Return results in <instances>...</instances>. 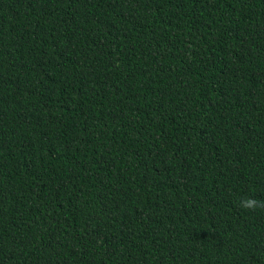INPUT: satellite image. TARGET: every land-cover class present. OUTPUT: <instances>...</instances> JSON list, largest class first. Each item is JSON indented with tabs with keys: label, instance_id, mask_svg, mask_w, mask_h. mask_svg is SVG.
I'll return each instance as SVG.
<instances>
[{
	"label": "trees",
	"instance_id": "1",
	"mask_svg": "<svg viewBox=\"0 0 264 264\" xmlns=\"http://www.w3.org/2000/svg\"><path fill=\"white\" fill-rule=\"evenodd\" d=\"M264 0H0V264H264Z\"/></svg>",
	"mask_w": 264,
	"mask_h": 264
},
{
	"label": "clouds",
	"instance_id": "2",
	"mask_svg": "<svg viewBox=\"0 0 264 264\" xmlns=\"http://www.w3.org/2000/svg\"><path fill=\"white\" fill-rule=\"evenodd\" d=\"M240 207L246 211H255L258 207H264V201L248 197L240 201Z\"/></svg>",
	"mask_w": 264,
	"mask_h": 264
}]
</instances>
